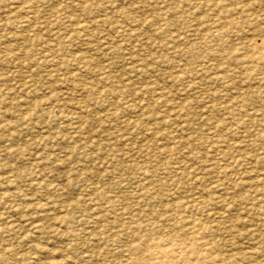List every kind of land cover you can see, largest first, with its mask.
<instances>
[{
    "label": "rangeland",
    "instance_id": "obj_1",
    "mask_svg": "<svg viewBox=\"0 0 264 264\" xmlns=\"http://www.w3.org/2000/svg\"><path fill=\"white\" fill-rule=\"evenodd\" d=\"M263 13L264 0H0V264H138L139 234L193 218L222 264H264V57L245 55L264 46Z\"/></svg>",
    "mask_w": 264,
    "mask_h": 264
},
{
    "label": "bare ground",
    "instance_id": "obj_2",
    "mask_svg": "<svg viewBox=\"0 0 264 264\" xmlns=\"http://www.w3.org/2000/svg\"><path fill=\"white\" fill-rule=\"evenodd\" d=\"M244 4H246V3H244ZM251 4V3H250ZM244 6V5H243ZM242 7V6H241ZM229 9V8H228ZM227 9V10H228ZM236 9V8H235ZM234 9V10H235ZM247 9V8H246ZM252 9V8H251ZM230 10H232L233 11V9H230ZM243 10V9H242ZM242 10H241V12H242ZM236 11V14H237V12H238V10H235ZM235 11H233L234 13H235ZM246 11V13H247V10H245ZM248 11H249V9H248ZM233 12H231V13H233ZM249 13V12H248ZM240 14V13H239ZM242 14H243V12H242ZM245 14V13H244ZM243 14V15H244ZM250 14V13H249ZM252 14V13H251ZM250 14V15H251ZM262 14V13H261ZM264 14V13H263ZM231 16V15H230ZM248 16V15H247ZM258 16V15H257ZM263 16V15H262ZM250 17V16H249ZM259 17V16H258ZM264 17V16H263ZM243 18L244 17H242L241 19L243 20ZM247 18V17H246ZM235 19V18H234ZM250 19V18H249ZM262 19V18H261ZM228 20H232V19H228ZM239 20V19H238ZM253 20V19H252ZM262 20H264V19H262ZM234 21V20H233ZM232 21V22H233ZM246 21H248V20H246ZM216 22V21H215ZM220 22V21H219ZM229 22V21H228ZM227 22V23H228ZM241 22V21H240ZM236 23H238V21L237 22H235V24ZM257 23V22H256ZM221 24V23H220ZM251 24V23H250ZM229 25V24H228ZM218 27V26H217ZM229 27H230V25H229ZM233 27V26H232ZM236 27V26H235ZM264 27V26H263ZM262 27V28H263ZM81 28V27H80ZM214 28H215V26H214ZM77 29H79V27L77 28ZM82 29V28H81ZM217 29V28H216ZM49 30H50V28H49ZM84 30V29H83ZM233 30V29H232ZM263 30V29H262ZM262 30H260V31H262ZM51 31V30H50ZM230 31V30H229ZM226 32L227 31H225V34H226ZM224 34V35H225ZM221 35H223V34H221ZM230 35H231V33H230ZM32 40H34V39H32ZM227 40V39H226ZM229 40V39H228ZM262 40V39H261ZM230 42V41H229ZM228 42V43H229ZM255 43V42H254ZM254 43H252V44H250V45H248V50H246L247 51V53L245 54V55H247L248 57H250L252 60H260V59H262L263 57H264V51H263V47L264 46H259L258 44H257V42L254 44ZM221 44V43H220ZM223 44H225V43H223ZM9 45V44H8ZM226 46H227V44H226ZM230 46V45H229ZM231 46H233V44H231ZM4 47V46H3ZM6 47V46H5ZM234 47V46H233ZM233 47H231L232 49H233ZM223 48V47H222ZM224 48H226V47H224ZM244 48V47H243ZM9 49V48H8ZM239 49V48H238ZM5 50V49H4ZM11 50H12V48H11ZM15 50V49H14ZM17 50V49H16ZM229 50H230V48H229ZM9 51H10V49H9ZM245 51V52H246ZM5 52V51H4ZM227 52V51H226ZM8 53V52H7ZM6 53V54H7ZM230 54V53H229ZM229 54H227V56L229 55ZM19 55V54H18ZM233 54H231V56H232ZM235 55V54H234ZM233 55V56H234ZM2 56V55H1ZM4 56V55H3ZM6 56V55H5ZM12 56V55H11ZM232 56V57H233ZM10 57V56H9ZM13 57H14V55H13ZM230 57V56H229ZM7 57H3V58H1V59H6ZM21 58V57H20ZM235 58V57H234ZM229 59V58H228ZM232 59V58H231ZM251 60V61H252ZM248 61H249V58H248ZM261 61V60H260ZM260 61H258V62H260ZM258 64H260V63H258ZM249 66V65H248ZM250 66H254L253 64L252 65H250ZM249 69L251 68V67H248ZM246 70H248L247 68H246ZM254 71H255V69H254ZM258 72V71H257ZM210 77V76H209ZM222 77V76H221ZM223 77H224V75H223ZM217 78V77H216ZM222 80H224V78H222ZM226 80V79H225ZM214 81V80H213ZM217 81H219L218 79H217ZM146 106H143V108H145ZM216 109V108H215ZM227 109V108H226ZM233 110V109H232ZM231 110V112L233 113V111ZM246 110V109H245ZM247 111V110H246ZM247 113H248V111H247ZM246 113V114H247ZM234 114V113H233ZM245 114V115H246ZM247 116H248V114H247ZM253 116V115H252ZM141 117H143V116H141ZM171 117V116H170ZM248 117H250V116H248ZM164 118V117H163ZM240 118V117H239ZM243 117H241L240 119H242ZM246 118V117H245ZM141 120H142V118H140ZM144 119V118H143ZM235 119H237V118H235ZM249 120V119H248ZM237 121H239V119L238 120H236V122ZM255 121H257V120H255ZM262 121V120H261ZM166 122V121H165ZM257 123V122H256ZM260 123V122H259ZM237 124H238V122H237ZM255 124V123H254ZM222 124H220V126H221ZM240 125H241V123H240ZM219 126V125H218ZM218 128V127H217ZM153 132H156V131H153ZM153 132H152V134H153ZM250 133V132H249ZM253 133V132H252ZM149 134H151V133H149ZM155 134V133H154ZM218 134H220V133H218ZM248 134V133H247ZM150 136H152V135H150ZM215 136V135H214ZM155 137H156V135H155ZM159 137L161 138V136L159 135ZM216 137V136H215ZM151 138V137H150ZM153 138V137H152ZM156 140H157V138H155ZM183 139V138H182ZM182 139H181V142H182ZM185 139V138H184ZM216 139V138H215ZM223 138H221V140H222ZM227 139V138H226ZM53 140H54V138H53ZM194 141H196L195 139H193ZM65 141V140H64ZM67 141V140H66ZM65 141V142H66ZM217 141V140H216ZM222 141H224V139L222 140ZM229 141V140H228ZM227 141V142H228ZM234 141V140H233ZM220 143H222L221 141H219ZM244 142V141H243ZM94 143V142H93ZM98 143V142H97ZM179 143H180V141H179ZM225 143H226V140H225ZM72 144V143H71ZM95 144V143H94ZM216 144H219V143H216ZM223 144V143H222ZM228 144V143H227ZM255 144H256V142H255ZM66 145H68V142H67V144ZM60 146H61V143H60ZM73 145H71V147H72ZM94 146V145H93ZM191 146V145H190ZM213 146V145H212ZM223 146V145H222ZM249 146V145H248ZM255 146V145H254ZM253 146V147H254ZM69 147V146H68ZM209 147V146H208ZM214 147V146H213ZM219 147V146H218ZM262 147V146H261ZM70 148V147H69ZM75 148H76V146H75ZM257 148H258V146H257ZM260 148V147H259ZM99 149V148H98ZM169 149V148H168ZM208 149V148H207ZM232 149V148H231ZM240 149V148H239ZM210 150H212V149H210ZM253 150V149H252ZM255 150V149H254ZM257 150V149H256ZM216 151V150H215ZM218 151H220V150H218ZM209 152H211V151H209ZM217 152V151H216ZM244 154V153H243ZM254 154V153H253ZM263 154V153H262ZM212 155V154H211ZM232 157V156H231ZM212 158H214V157H212ZM237 159V158H236ZM244 159V158H243ZM243 159L241 160V162L243 161ZM238 160H239V158H238ZM249 161V160H248ZM117 162H118V160H117ZM217 164V163H216ZM140 165V164H139ZM242 165V164H241ZM130 166V165H129ZM136 166V165H135ZM217 166V165H216ZM215 166V167H216ZM140 167H142L141 165H140ZM214 167V168H215ZM218 167V169H219V166H217ZM239 167H240V165H239ZM133 168H134V165H133ZM136 168H138V167H136ZM148 168V167H147ZM146 168V169H147ZM252 168V167H251ZM142 169V171L141 172H143V168H141ZM145 169V168H144ZM245 169V168H244ZM247 169H248V166H247ZM246 169V173H248V170H250V169H248L247 170ZM233 170V169H232ZM253 170H254V168H253ZM146 171H148V170H146ZM181 171V170H180ZM221 171V170H220ZM224 172H226L225 170H223ZM208 172V171H207ZM241 172V171H240ZM144 173H146V172H144ZM151 173V172H150ZM155 173V172H154ZM210 173V172H209ZM244 173V172H243ZM213 174V173H212ZM224 175H225V173H223ZM144 174L142 173V176H143ZM149 175H151V174H149ZM152 175H154V174H152ZM231 175V174H230ZM243 174H241V176H242ZM227 176V175H226ZM229 176V175H228ZM238 176H239V174H238ZM230 177V176H229ZM243 177V176H242ZM247 177V176H246ZM249 177H251V175H249ZM179 178V177H178ZM190 178V177H189ZM231 178V177H230ZM239 177H237V179H238ZM248 178V177H247ZM144 179H145V177H144ZM215 179V178H214ZM213 179V180H214ZM218 179V178H217ZM227 179V178H226ZM232 179V178H231ZM263 179V178H262ZM198 180H200V179H198ZM236 180V179H235ZM239 180V179H238ZM237 180V181H238ZM244 180H245V177H244ZM264 180V179H263ZM234 181V180H233ZM262 181V180H261ZM166 182V181H165ZM219 182V181H218ZM229 182V181H228ZM241 182V181H240ZM243 182V181H242ZM161 183V182H160ZM176 183V182H175ZM216 183H217V180H216ZM233 183V182H232ZM235 183V182H234ZM241 184V183H240ZM240 184H238L237 186L239 187V189H241L240 188ZM244 184H249V183H244ZM243 184V185H244ZM174 185V184H173ZM216 185V184H215ZM246 185H245V187H246ZM165 186H166V184H165ZM168 186V185H167ZM235 186V185H234ZM233 186V187H234ZM144 187H147V186H144ZM216 188V187H215ZM243 188V187H242ZM144 189V188H143ZM146 189V188H145ZM205 189V188H204ZM222 189V188H221ZM142 190V189H141ZM140 190V191H141ZM152 190V189H151ZM213 190V189H212ZM220 190V189H219ZM238 190V189H237ZM143 191V190H142ZM145 191H147V190H145ZM252 191V190H251ZM148 192V191H147ZM156 192V191H155ZM159 192H161V191H159ZM205 193H206V191H204ZM209 192V191H208ZM207 192V193H208ZM141 193V192H140ZM174 193V192H173ZM210 193V192H209ZM9 194V193H8ZM17 194V193H16ZM19 194V193H18ZM152 194V193H151ZM156 194V193H155ZM21 195V194H20ZM142 195V194H141ZM159 195V194H158ZM262 195V194H261ZM17 196V195H16ZM153 196H155V195H153ZM160 196V195H159ZM158 196V197H159ZM203 196V195H202ZM201 196V197H202ZM263 196V195H262ZM9 197V196H8ZM148 197V196H147ZM176 197V196H175ZM256 197V196H255ZM260 197V196H259ZM7 198V197H6ZM17 198H20V197H17ZM151 198V197H150ZM149 198V199H150ZM164 198H166V197H164ZM177 198V197H176ZM184 198V197H183ZM192 198V197H191ZM199 198V197H198ZM208 198H210V196L208 197ZM217 198H219V197H217ZM217 198H216V200H217ZM221 199H222V197H220ZM257 198V197H256ZM109 199H111V201L112 200H114V199H112V198H109ZM167 199V198H166ZM190 199V198H189ZM215 199V198H214ZM7 200V199H6ZM5 200V201H6ZM9 200H11V199H9ZM107 200V199H106ZM168 200V199H167ZM224 200V199H223ZM230 199H228V201H229ZM4 201V202H5ZM197 201V200H196ZM195 201V202H196ZM204 201V200H203ZM209 201H211V199L209 200ZM209 201H208V203H209ZM212 201H213V198H212ZM211 201V202H212ZM225 201V200H224ZM105 202V201H104ZM113 202V201H112ZM193 202V201H192ZM221 202V201H220ZM219 202V203H220ZM212 203H215V202H212ZM106 204H109V203H106ZM105 204V205H106ZM229 204V203H228ZM255 204V203H254ZM104 205V204H103ZM162 205H163V203H162ZM7 206V205H6ZM169 206H170V204H169ZM189 207V205H188V200L187 201H182V200H177L175 203H174V205H173V210L174 211H176V209H185L186 207ZM197 206V205H196ZM207 206V205H206ZM256 206V205H255ZM259 206V205H258ZM263 206V205H262ZM262 206H260V207H262ZM111 207V206H110ZM114 207H115V205H114ZM129 207H130V205H129ZM171 207V206H170ZM185 207V208H184ZM218 207H220V206H218ZM217 207V208H218ZM106 208H108V207H106ZM128 208V207H127ZM172 208V207H171ZM190 208H193L192 206L190 207ZM195 208V207H194ZM199 208V207H198ZM207 208V207H206ZM229 208V207H228ZM227 208V209H228ZM109 209V208H108ZM154 209V208H153ZM152 209V210H153ZM164 209H166V208H164ZM188 209V208H187ZM203 209V208H202ZM155 210V209H154ZM167 210H169V209H167ZM186 210V209H185ZM190 211H191V209H189ZM199 210V209H198ZM215 210V209H214ZM218 210H220V209H218ZM107 211V210H106ZM110 211H115V210H110ZM131 211V210H130ZM133 211V210H132ZM147 211V210H146ZM159 211V210H158ZM165 211V210H164ZM183 212V211H182ZM202 212H204V211H202ZM209 212V211H208ZM99 213V212H98ZM126 213V212H125ZM168 213V212H167ZM170 213V212H169ZM218 213H220V212H218ZM224 213V212H223ZM130 214H132V213H130ZM177 214V213H176ZM179 214V213H178ZM201 214V212L199 213V215ZM225 214V213H224ZM156 215V214H155ZM158 215V214H157ZM173 215V214H172ZM182 215V214H181ZM204 215H205V213H204ZM211 215V214H210ZM209 215V216H210ZM214 215V214H213ZM220 215V214H219ZM130 216V215H129ZM170 216V215H169ZM179 216V215H178ZM206 216V215H205ZM121 217V216H120ZM134 217V216H133ZM157 217V216H156ZM155 217V218H156ZM180 217H182V216H180ZM188 217V216H187ZM197 217H199V216H197ZM204 217V216H203ZM216 217V216H215ZM100 218H102V217H100ZM128 218V217H127ZM132 218V217H131ZM169 218V217H168ZM183 218V217H182ZM181 218V219H182ZM220 218V217H219ZM222 218H224V215H223V217ZM105 219V218H104ZM109 219H111V218H109ZM118 219V218H117ZM163 219V218H162ZM226 219V218H225ZM108 220V219H107ZM153 220V219H152ZM151 220V221H152ZM155 220V219H154ZM163 220H165V218L163 219ZM180 220V219H179ZM192 220V225H191V228H179V227H177L178 225L177 224H174V225H171V226H169V227H167V228H161L158 232H156L157 231V229H156V227L153 225V227L151 228L152 230H151V232H149L148 234H146L145 236H143V235H138V237H136L137 239H134L135 241H132V243L130 244L129 243V245H127V250L129 251V253L131 254V258L134 256V254H135V257H133V260H134V262H138V264L140 263V264H172V263H176V264H222V262H223V260H224V258L223 257H221L219 254H217L216 253V249H215V246L211 243V242H209L208 240H206L205 238H204V231L205 230H203V225H202V222L199 220V219H196V218H193V219H191ZM205 220V219H204ZM206 221V220H205ZM213 221H214V219H213ZM212 221V222H213ZM110 222V221H109ZM127 222V221H126ZM140 222V221H139ZM127 223H129V222H127ZM173 223V222H172ZM175 223V222H174ZM157 224V223H156ZM137 225V224H136ZM164 225V224H163ZM167 225H168V223H167ZM209 225V224H208ZM213 225V224H212ZM242 225V224H241ZM40 226V225H39ZM117 226H119V225H117ZM138 226V225H137ZM136 226V227H137ZM210 226V225H209ZM217 226V225H216ZM228 226H230V225H228ZM42 227V226H41ZM124 227H125V225H124ZM146 227H149V225L148 226H146ZM215 227V226H214ZM141 228V227H140ZM145 228V227H144ZM217 228V227H216ZM137 229H139V228H137ZM148 229V228H147ZM109 230V229H108ZM220 230H221V228H220ZM104 231V230H103ZM102 231V232H103ZM119 231V230H118ZM139 231V230H138ZM145 231V230H144ZM150 231V230H149ZM213 231H216V230H213ZM101 232V233H102ZM119 233V232H118ZM73 234H74V232H73ZM220 234V233H219ZM231 234H233V233H231ZM75 236H76V233H75ZM128 236V235H127ZM74 237V236H73ZM118 237V236H117ZM219 237V236H218ZM222 237V236H221ZM228 237V236H227ZM253 238V237H252ZM255 238V237H254ZM108 239V238H107ZM121 239V238H120ZM228 240V239H227ZM125 241V240H124ZM225 241V240H224ZM229 241V240H228ZM212 242H214V240L212 241ZM220 241H218L217 243H219ZM222 242V241H221ZM220 242V243H221ZM219 243V244H220ZM238 243V242H237ZM104 244V243H103ZM223 244V243H222ZM234 244H236V243H234ZM111 245V244H110ZM110 245H109V247H110ZM125 245V244H124ZM235 246V245H234ZM253 247V246H252ZM216 248H218V247H216ZM257 247H255V249H256ZM221 249V248H220ZM11 250V249H10ZM40 250V249H39ZM108 250V249H107ZM123 250V249H122ZM223 250V249H222ZM226 250V249H225ZM232 250V249H231ZM236 250H237V248H236ZM241 250V249H240ZM258 249H256V251H257ZM260 251L262 250V249H259ZM51 251V250H50ZM228 251V250H227ZM234 251V250H233ZM53 252V251H52ZM231 252V251H230ZM117 253V252H116ZM247 253V252H246ZM57 254V253H56ZM49 255V254H48ZM51 255V254H50ZM103 255V254H102ZM225 256V255H224ZM104 257V256H103ZM123 262V261H122ZM97 264H98V262H96ZM90 264V263H89Z\"/></svg>",
    "mask_w": 264,
    "mask_h": 264
}]
</instances>
